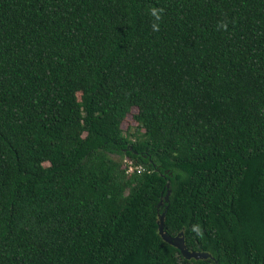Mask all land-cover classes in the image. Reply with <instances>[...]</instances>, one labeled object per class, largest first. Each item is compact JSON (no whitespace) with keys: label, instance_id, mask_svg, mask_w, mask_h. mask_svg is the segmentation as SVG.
Returning <instances> with one entry per match:
<instances>
[{"label":"trees","instance_id":"trees-1","mask_svg":"<svg viewBox=\"0 0 264 264\" xmlns=\"http://www.w3.org/2000/svg\"><path fill=\"white\" fill-rule=\"evenodd\" d=\"M0 264H264V0H0Z\"/></svg>","mask_w":264,"mask_h":264},{"label":"water","instance_id":"water-1","mask_svg":"<svg viewBox=\"0 0 264 264\" xmlns=\"http://www.w3.org/2000/svg\"><path fill=\"white\" fill-rule=\"evenodd\" d=\"M167 187H168V193L165 197V200L168 202L170 194H171V189H170L171 183L170 182L167 183ZM161 204H162V201H161ZM165 217H166V212H164L163 214L159 216V221H158L159 234L161 235V237L163 238L165 242L176 247L181 252L182 256L185 259L208 260V259L213 258L212 255L207 252L190 250L186 245L183 232H181L180 234L176 236H172L171 234H169L166 230Z\"/></svg>","mask_w":264,"mask_h":264},{"label":"built area","instance_id":"built-area-1","mask_svg":"<svg viewBox=\"0 0 264 264\" xmlns=\"http://www.w3.org/2000/svg\"><path fill=\"white\" fill-rule=\"evenodd\" d=\"M135 169H137V170H138V172H140V171H141V169H140V168H138V167L130 166V168H129L128 172H129V173H131V172H133Z\"/></svg>","mask_w":264,"mask_h":264}]
</instances>
